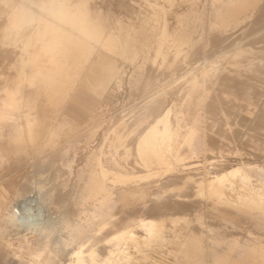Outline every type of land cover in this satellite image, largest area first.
<instances>
[{
	"label": "rangeland",
	"instance_id": "374dc122",
	"mask_svg": "<svg viewBox=\"0 0 264 264\" xmlns=\"http://www.w3.org/2000/svg\"><path fill=\"white\" fill-rule=\"evenodd\" d=\"M0 264H264V0H0Z\"/></svg>",
	"mask_w": 264,
	"mask_h": 264
},
{
	"label": "bare ground",
	"instance_id": "6f19581e",
	"mask_svg": "<svg viewBox=\"0 0 264 264\" xmlns=\"http://www.w3.org/2000/svg\"><path fill=\"white\" fill-rule=\"evenodd\" d=\"M62 2L61 1H59V2H56V4L55 5H51L50 7L49 6H47L46 4L45 5H43L42 7H41V10L45 13V14H48V16L50 17V18H53V20L54 19H59V20H66L67 22L69 21H71V16H72V11H71V8L72 7H68L67 5H64V4H61ZM20 13H22V14H25V12L27 11L24 7H21L20 8ZM20 15V14H19ZM28 15V14H27ZM52 20V21H53ZM59 20H58V22H59ZM46 22H48L47 20H45ZM87 22V21H86ZM54 25H55V23L56 22H52ZM45 24V28L46 29H49V28H52V26H53V31H55V32H57V31H59L60 30V28H58V27H55L53 24ZM90 34V33H89ZM87 35V34H86ZM108 42H110V41H107V43L106 44H108ZM111 43H112V41H111ZM110 43V44H111ZM114 43V42H113ZM109 45V44H108ZM110 46V45H109ZM113 46V45H112ZM111 47V46H110ZM107 48H109V47H107ZM4 90V89H3ZM1 92H2V90H1ZM155 129L154 128H151L150 130H148V133L147 134H149V135H151V136H154L155 135ZM35 201H31V203H34ZM147 225L145 224V227H146ZM148 227V226H147ZM150 228V227H149ZM148 228V229H149ZM19 247H21L20 246V244L18 245ZM22 248V247H21ZM75 255V257H77V258H79L80 260L83 258L82 257V255H83V253L81 252V250H79V251H77V252H75L74 253ZM244 257V256H243ZM253 257V256H252ZM254 258V257H253ZM79 259H78V261H79ZM253 260V259H252ZM252 260H251V262H252ZM83 261V260H82ZM256 263V262H255Z\"/></svg>",
	"mask_w": 264,
	"mask_h": 264
}]
</instances>
